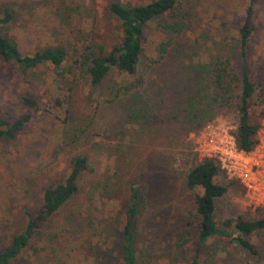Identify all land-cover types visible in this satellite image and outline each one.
Masks as SVG:
<instances>
[{
	"label": "rangeland",
	"instance_id": "1",
	"mask_svg": "<svg viewBox=\"0 0 264 264\" xmlns=\"http://www.w3.org/2000/svg\"><path fill=\"white\" fill-rule=\"evenodd\" d=\"M112 1L149 0H0V9L8 5L14 17L1 33L21 53L60 46L69 56L89 42L109 51L119 41L117 22L106 9ZM249 5L252 30L241 57L237 30ZM176 10L185 12L184 30L172 38L158 19L148 22L133 75L110 69L99 86L90 87L78 72L56 76L45 65L32 73V86L46 100L43 114L15 140L0 141V250L22 230L24 212L39 207L42 190L65 177L71 157L86 155L92 171L80 177L75 196L10 264H122L120 225L130 184L141 193L132 227L135 264H264V228L246 237L254 255L212 239L198 246L192 194L182 183L181 157L190 151L201 159L196 138L208 128L230 134L232 114H216L198 129L174 125L186 104L183 86L205 85L217 59L227 58L238 76L244 68L264 92V0H184ZM3 77L0 108L17 116L14 81ZM54 99L59 106L52 105ZM128 100L148 119H124ZM255 102L254 95L253 117L261 109ZM72 135L76 142L69 143ZM223 175L226 192L215 201L214 219L264 218V202L250 203L241 184Z\"/></svg>",
	"mask_w": 264,
	"mask_h": 264
},
{
	"label": "trees",
	"instance_id": "2",
	"mask_svg": "<svg viewBox=\"0 0 264 264\" xmlns=\"http://www.w3.org/2000/svg\"><path fill=\"white\" fill-rule=\"evenodd\" d=\"M182 1L184 0H149L136 5L109 2L106 9L117 22L118 43L106 51L102 45L89 42L81 47H75L69 56L60 46L21 53L16 44L1 33L2 28H7L14 22L11 7L3 6L0 9V77L5 79L3 74L4 76L8 74L14 81L15 86L12 89L15 93L13 92L12 97L18 114L14 116L10 110L0 108V141L15 140L27 124L42 116L44 111L42 105L46 103V100H43L44 95L31 84L32 73L38 68L45 65L51 66L56 76H62L65 72H78L90 87L99 86L110 69L118 74L133 75L143 53L141 37L148 22L158 19L157 25L172 38L179 37L184 30L185 12L178 13L176 10ZM251 3L252 0H250ZM249 11L250 5L237 30L241 57L244 56L252 30ZM65 63L67 66L62 68ZM209 73L205 85L195 82L193 88L191 82L183 86L181 95L187 93L184 97L186 104L182 110L183 116L175 117L174 125L178 127L192 125L198 129L203 122L212 120L216 114L231 113L234 118V128L230 131V135L236 147L244 152L252 150L256 144L259 121L264 116L263 90L259 84L249 81L244 68L239 76L236 75L227 58L215 60ZM136 81L137 85L141 84L140 77L136 78ZM21 84H23L22 89H19ZM134 87V85L130 86V88ZM254 95L255 107L261 106L255 117L249 110L250 100ZM135 103L137 102L134 100H128L122 106L124 119L131 120L132 117L148 119L141 113L143 109ZM52 105L59 106L60 101L54 99ZM68 141L76 142L75 136H70ZM180 161L185 169L182 176L183 186L192 194L197 245L201 246L212 239L222 244H234L250 255H254L255 250L246 237L264 228V218L252 221L241 218L216 221L214 219L215 201L226 192V186L221 182L224 173L218 162L210 158L197 159L195 155H191L190 151H186ZM91 171L86 155H76L69 159L65 177L60 182L42 190L39 207L36 210L24 212V226L1 248L0 264H10L19 256L30 239L38 236L56 213L75 196L79 190L77 182L80 177ZM229 183L235 184L234 181ZM140 196L138 187L130 184L120 225L119 242L122 264L136 263L132 227ZM195 261H191L190 264H196Z\"/></svg>",
	"mask_w": 264,
	"mask_h": 264
},
{
	"label": "built area",
	"instance_id": "3",
	"mask_svg": "<svg viewBox=\"0 0 264 264\" xmlns=\"http://www.w3.org/2000/svg\"><path fill=\"white\" fill-rule=\"evenodd\" d=\"M203 134L195 140L196 151L201 158L216 160L229 178L241 184L250 203L263 204L264 116L256 132V144L248 152L239 150L233 137L226 131L208 128Z\"/></svg>",
	"mask_w": 264,
	"mask_h": 264
}]
</instances>
